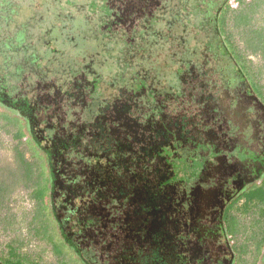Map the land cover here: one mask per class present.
Returning a JSON list of instances; mask_svg holds the SVG:
<instances>
[{
    "label": "rangeland",
    "instance_id": "rangeland-1",
    "mask_svg": "<svg viewBox=\"0 0 264 264\" xmlns=\"http://www.w3.org/2000/svg\"><path fill=\"white\" fill-rule=\"evenodd\" d=\"M176 1L0 0V264H264V0Z\"/></svg>",
    "mask_w": 264,
    "mask_h": 264
},
{
    "label": "trees",
    "instance_id": "trees-1",
    "mask_svg": "<svg viewBox=\"0 0 264 264\" xmlns=\"http://www.w3.org/2000/svg\"><path fill=\"white\" fill-rule=\"evenodd\" d=\"M246 1V0H245ZM244 1V2H245ZM207 3V5H208V7L210 8V7H217L218 6V3H216V1L215 0H204V2L203 3ZM222 2H223V0H221L220 1V4H219V10H221L220 8L222 7ZM257 2H260V0H254L253 1V6L250 4V5H248V6H246L244 9H242V10H239V11H236L235 9H236V7L239 5V4H230L229 6H230V8L229 9H226L225 10V18L222 20V22L224 23V26L222 25V23H221V25H219V16L217 17L216 16V14L215 13H217L216 11L214 12V14H212V12L211 11H209V10H207L206 11V14H205V16L203 17V19H201V21L202 22H204L207 26L206 27H211V25L213 24L212 22H214V25L216 26V28H215V31L216 32H218L219 33V35L215 38V39H213V38H211L209 41H212V43H216V41H218V44H219V42H220V40H221V30H222V28H224L225 29V31H226V34H227V36H228V38H229V40H230V42H231V44H232V47H233V50H234V53L237 55V56H239L240 58L242 57V56H244L245 54L244 53H242V52H239V51H237V49L235 48V45H234V41H233V39H232V37H233V34H231V32H230V30L233 28V27H242V26H249L250 24H251V22H252V11H254V8H256L258 5H257ZM244 3H242V5H243ZM234 5V6H233ZM246 5V4H245ZM160 7V6H159ZM232 7V8H231ZM178 8H179V0L178 1H176V3H175V7L174 8H171V14H172V17L171 18H169V22H167V21H164V23H165V30H164V32H162L166 37H167V39H168V41H170V39H173V32L171 31V29H172V27H174V25L176 26V27H179L180 25H182L183 27H186V22H185V18H183L180 14H179V12H178ZM165 9L163 8V9H161L160 8V11H163V12H166V11H164ZM11 19H12V17H10ZM182 18V19H181ZM145 21V20H144ZM167 22V23H166ZM232 22V23H231ZM144 27H148V28H151V29H153L154 28V26H151L150 24H148L146 21H145V23H144V25H143ZM196 30H199V29H202L201 27H198L197 26V28L196 27H194ZM25 30H23V31H21V32H19V34L20 35H25ZM256 33H257V37L256 38H249V39H247L246 40V45H247V49L248 50H251L252 52H257V51H259V47H260V52L261 51H263V49H264V28L263 27H260L258 30H256ZM9 47H11V46H9ZM140 48H142V46H140ZM261 48H262V50H261ZM215 51H217V48H215L214 49ZM213 50V51H214ZM35 56H37V58L39 57L37 54L35 55V54H33V57H35ZM225 58H227V59H229L230 61H229V64H231V63H233V61H234V59H233V56H229V57H225ZM35 59V58H34ZM247 70H248V72H249V74H250V71H249V65H248V62H247ZM19 71V70H18ZM251 75V74H250ZM252 76V75H251ZM253 77V76H252ZM254 78V77H253ZM256 81V80H255ZM259 85V84H258ZM259 87H260V85H259ZM260 89H261V92L263 93V95H264V92L262 91V88L260 87ZM21 155H23V156H21ZM16 158H18L17 159V164H16V166L13 168V169H11L10 171H9V174L10 175H12V174H14L15 175V177L17 178V180H18V182H17V185L14 187H12L11 189H10V191H8L7 193H5L4 191V189H5V187H6V183L5 184H3V183H1L0 184V202L1 201H3L7 196H9V194L14 190V189H16L17 187H19L21 184H22V180L23 179H25L27 182L26 183H28V182H31V184L33 183V191H32V195H33V197H35V199H37L38 200V202H39V206H40V203L47 197L46 195H45V192H44V190H43V188H40L39 186L38 187H36V186H34V185H36V182H35V180H36V178L35 177H37V175H36V168L34 167V163H32V162H27L26 160H25V157H24V154L22 153V152H18L17 153V155H16ZM3 172H5V171H3ZM3 175V174H2ZM6 176V175H5ZM24 181V180H23ZM21 183V184H20ZM25 183V184H26ZM14 188V189H13ZM13 189V190H12ZM41 208V207H40ZM42 210V214H43V212L44 213H46V215L48 216V218L49 219H47L46 220V223H47V225H45L44 226V229H43V224L40 226V228H39V230H40V232L42 233V230L48 235V236H50V241H52L54 238H55V236H56V234L57 233H51L50 232V227H51V222L53 221L52 220V218H51V215H50V211H48L47 209H49L48 207L46 208V209H44V208H41ZM38 216V215H37ZM54 223V222H53ZM55 225V224H54ZM55 229H56V226H55ZM55 232H57V230H55ZM52 244V243H51ZM52 246H53V244H52ZM53 248H54V246H53ZM55 250V249H54ZM32 264H38V263H34V262H32V261H30Z\"/></svg>",
    "mask_w": 264,
    "mask_h": 264
}]
</instances>
